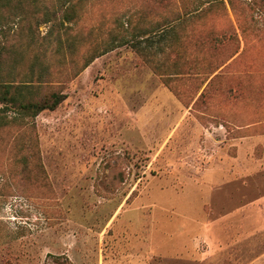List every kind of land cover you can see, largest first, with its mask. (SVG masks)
Instances as JSON below:
<instances>
[{"label":"rangeland","instance_id":"1","mask_svg":"<svg viewBox=\"0 0 264 264\" xmlns=\"http://www.w3.org/2000/svg\"><path fill=\"white\" fill-rule=\"evenodd\" d=\"M43 1L74 16L48 42L29 4L0 31L6 83L45 50L37 94L65 95L0 105V264L264 257V0Z\"/></svg>","mask_w":264,"mask_h":264},{"label":"trees","instance_id":"2","mask_svg":"<svg viewBox=\"0 0 264 264\" xmlns=\"http://www.w3.org/2000/svg\"><path fill=\"white\" fill-rule=\"evenodd\" d=\"M61 3V6L65 3L67 4L71 0H58ZM32 5L35 11H43V18L40 21L36 22V26L40 27L43 24L50 23L51 28L45 33L43 39L45 43L50 40L54 35L53 28H64L66 23H70L73 20V13L66 9L63 11L60 19H58V11L56 9L49 10L43 0H0V31L4 29V22L7 15L9 14L10 19L7 22L11 23L13 26L15 23L12 21L11 17H17L22 11L21 8L26 5ZM197 9H193L195 12ZM192 11H186V14L191 13ZM192 12V13H193ZM5 22V23H7ZM166 25L164 26V28ZM170 29V28H169ZM161 36L163 40L166 37V40L171 36L164 33ZM172 32V31H171ZM147 39V38H146ZM32 45H36L34 40H31ZM44 45V43H43ZM59 48L54 50V53H58ZM9 53V51L7 52ZM45 54V50L42 52L36 51L33 55L32 62L30 64L29 75L34 79V83H24L17 86H13L11 83H6L3 79V76L0 73V105H3L2 110L10 107V109H15L18 118H14L18 122H23L27 119H34L39 113L45 110H54L58 105L65 99V95L52 91L48 96H39L37 94L36 88L40 84L46 82V77L48 75L47 67L42 65L41 59ZM94 57H90L84 64V67L92 61ZM2 58V51H0V60ZM0 110V112H2ZM12 121H6V118L0 116V129L8 126Z\"/></svg>","mask_w":264,"mask_h":264},{"label":"crops","instance_id":"3","mask_svg":"<svg viewBox=\"0 0 264 264\" xmlns=\"http://www.w3.org/2000/svg\"><path fill=\"white\" fill-rule=\"evenodd\" d=\"M254 263L253 264H264V257L261 255V256H257L255 258V260L253 261Z\"/></svg>","mask_w":264,"mask_h":264}]
</instances>
